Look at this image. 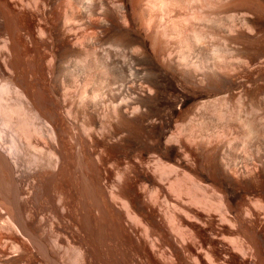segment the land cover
I'll list each match as a JSON object with an SVG mask.
<instances>
[{
	"label": "bare ground",
	"instance_id": "bare-ground-1",
	"mask_svg": "<svg viewBox=\"0 0 264 264\" xmlns=\"http://www.w3.org/2000/svg\"><path fill=\"white\" fill-rule=\"evenodd\" d=\"M0 264H264V0H0Z\"/></svg>",
	"mask_w": 264,
	"mask_h": 264
}]
</instances>
